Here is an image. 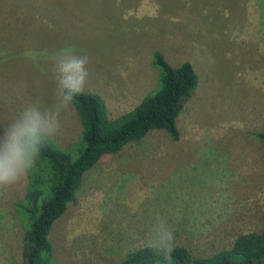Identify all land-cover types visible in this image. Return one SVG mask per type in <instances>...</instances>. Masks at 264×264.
I'll return each mask as SVG.
<instances>
[{
  "label": "rangeland",
  "instance_id": "1",
  "mask_svg": "<svg viewBox=\"0 0 264 264\" xmlns=\"http://www.w3.org/2000/svg\"><path fill=\"white\" fill-rule=\"evenodd\" d=\"M66 46L90 58L85 90L110 117L157 86L151 52L198 75L176 119L179 138L152 129L86 169L53 223L54 264H116L145 245L154 215L175 245L207 255L264 224V0H0V124L26 106H51L52 57ZM81 130L61 116L57 146ZM25 176L0 188V264H22L14 208ZM52 263V264H53Z\"/></svg>",
  "mask_w": 264,
  "mask_h": 264
},
{
  "label": "trees",
  "instance_id": "2",
  "mask_svg": "<svg viewBox=\"0 0 264 264\" xmlns=\"http://www.w3.org/2000/svg\"><path fill=\"white\" fill-rule=\"evenodd\" d=\"M151 65L158 74L157 86L133 108L110 117L104 98L84 90L72 102L81 123L77 138L66 146L51 140L42 147L35 167L25 175L23 197L14 202L24 229L22 264L53 263L49 231L74 199L83 172L104 154L141 139L152 129H164L173 140L179 138L176 119L198 75L188 60L172 67L158 50L151 52ZM253 135L264 142V127ZM116 264L164 262L143 245L126 252ZM172 264H264V224L261 231L240 232L229 246L207 255H194L176 244Z\"/></svg>",
  "mask_w": 264,
  "mask_h": 264
},
{
  "label": "clouds",
  "instance_id": "3",
  "mask_svg": "<svg viewBox=\"0 0 264 264\" xmlns=\"http://www.w3.org/2000/svg\"><path fill=\"white\" fill-rule=\"evenodd\" d=\"M55 87L52 104L46 109L28 105L14 119L0 124V188L21 181L35 167L42 147L61 130V116L74 98L85 90L90 58L66 46L52 57ZM145 247L164 264H172L175 251L174 231L165 218L154 215Z\"/></svg>",
  "mask_w": 264,
  "mask_h": 264
}]
</instances>
